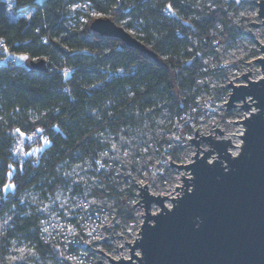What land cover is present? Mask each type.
Returning a JSON list of instances; mask_svg holds the SVG:
<instances>
[{
	"label": "trees",
	"instance_id": "obj_1",
	"mask_svg": "<svg viewBox=\"0 0 264 264\" xmlns=\"http://www.w3.org/2000/svg\"><path fill=\"white\" fill-rule=\"evenodd\" d=\"M9 1L17 18L0 0V53L46 60L47 70L0 65V254L28 247L44 259L51 250L41 237L43 223L59 199L86 197L78 171L108 149L102 135H117L164 100L182 106L175 97L196 77L190 38H206L228 18L222 8L204 16L202 0ZM30 10V19L21 16ZM91 14L109 16L162 63L93 33ZM34 136L48 146L34 154L35 165L22 166L19 138L26 153ZM8 182L14 188L5 193Z\"/></svg>",
	"mask_w": 264,
	"mask_h": 264
},
{
	"label": "rangeland",
	"instance_id": "obj_2",
	"mask_svg": "<svg viewBox=\"0 0 264 264\" xmlns=\"http://www.w3.org/2000/svg\"><path fill=\"white\" fill-rule=\"evenodd\" d=\"M259 2L223 0L218 3L226 17L235 18L232 21L235 26L218 28L215 23L206 38H190V53L196 60V77L192 87L185 88L181 97H175L182 106H172V101L164 100L150 115L122 127L117 135L103 134L102 140L108 149L99 154L96 165H87L78 171L86 183V197L71 201L59 199L58 211L43 223L41 237L51 253L41 259L35 248L24 247L10 254L6 264H110L107 256L114 260H120L121 256L130 258L131 248L125 242L134 246L136 239L141 238V225L145 220L142 214L146 216L145 208L141 207L144 202L137 204L143 200L138 188L144 189L147 184L150 195L161 197H167L172 189L175 195L171 199H177L181 192H177L176 187L184 186L183 176L187 179L193 176L185 169L171 167L170 161L178 166L192 164L198 147L204 152H216L206 141L202 142V136L216 135V141L231 139L234 145L239 141L235 134L243 125L232 122L244 120L243 103H235L237 106L230 110L225 104L231 97L232 90L228 87L231 81L236 86L245 85L241 76L249 71L250 80L263 77L260 64L254 61L262 57L258 44L239 36L237 31L240 28L249 32L254 27L252 23H256ZM8 5L9 17L14 20L17 18L14 5L9 0ZM32 15L33 10L21 14L27 19ZM90 16L94 20L101 18L94 14ZM88 21L83 19L85 24ZM257 34L258 41L264 44V29ZM21 56L27 57L23 53L5 50L0 53V65L12 62L29 68L28 57L21 60ZM119 73L123 74L122 71ZM216 128L223 134L219 135ZM196 131L199 135L196 140L200 139L198 147L189 141L195 138ZM19 140L21 159L48 146L45 141L38 146L29 145L27 149L30 151L25 153V138ZM201 150H198L200 157L204 155ZM217 156L214 153L208 161L213 162ZM13 188L8 182L4 192ZM165 206L172 209L173 203L166 201ZM160 212L159 206H151L152 215ZM135 254L142 256L139 250Z\"/></svg>",
	"mask_w": 264,
	"mask_h": 264
},
{
	"label": "water",
	"instance_id": "obj_3",
	"mask_svg": "<svg viewBox=\"0 0 264 264\" xmlns=\"http://www.w3.org/2000/svg\"><path fill=\"white\" fill-rule=\"evenodd\" d=\"M257 4L264 24V0ZM90 30L100 37L122 41L128 48L162 63L146 45L108 17L94 20ZM243 34L253 39V35ZM255 42L262 57L254 61L260 64L263 77L250 80L249 71L241 76L245 85L236 86L231 81L228 86L231 97L225 104L227 110L237 106L235 103H243L241 109L246 113L251 111L252 104L258 110L240 123L232 122L245 129L239 136L243 141L241 153L230 156L228 149L234 148V144L230 139L216 141V135L200 137L216 151L204 152L198 147L200 139L196 140L199 137L196 131L195 138L189 141L204 155L200 157L197 150L195 162L185 166L170 161L171 167L185 169L193 178L183 176L184 186L176 187V191H182L177 199L150 195L147 184L144 189L138 188L143 200L137 204L144 202L141 207L146 212V216L142 214L145 220L141 238L136 239L134 246L125 242L131 248L129 259L114 260L107 256L110 264H264V44ZM30 68L46 71L47 62L32 60ZM215 131L223 134L217 128ZM213 153L218 158L209 162ZM169 200L172 209L165 206ZM153 204L161 208L160 213H150ZM138 250L141 257L135 254Z\"/></svg>",
	"mask_w": 264,
	"mask_h": 264
},
{
	"label": "built area",
	"instance_id": "obj_4",
	"mask_svg": "<svg viewBox=\"0 0 264 264\" xmlns=\"http://www.w3.org/2000/svg\"><path fill=\"white\" fill-rule=\"evenodd\" d=\"M222 2L223 0H202V2H204V4L206 5L205 7V10L208 11L209 13H213L215 11H217L219 9V6H218V3L219 2ZM165 13L168 14L169 13V10L168 8L165 9ZM228 18V21L226 24H223V23H220V22H217L216 23V26L218 28H223L224 27H232V26H235L233 25V20H235V18H232L230 16L227 17ZM256 24H259L258 28H255L253 27L249 32L244 30V29H239L237 28V31H238V35L241 36V37H246L247 39L251 40V41H258V34L257 32L264 29V24H263V19H261L258 15L257 19H256ZM240 31L242 33H240ZM244 32H246L247 34H251L253 35V39L251 38H248L246 36V34H243ZM259 44H263V43H260ZM0 48L3 49L4 46L3 45H0ZM255 109L254 107L251 108V111L246 113V115H244V119L245 117L249 118L251 116V113H257L258 110L255 109L254 112H252V110ZM242 134H244V127H242ZM242 136V135H241ZM42 139V137H33V141L31 142L32 145H37L40 143V140ZM240 147L237 148L236 145H234V148H229L228 149V152L230 153V156L232 157H237L240 153H241V150H242V146H243V143L240 141ZM218 158V157H217ZM214 161V160H213ZM37 163V160H36V156L34 154H30V155H27L26 157H24L21 161V165L22 166H29L30 164H36ZM10 255H7V256H3L0 254V264H6L7 263V259Z\"/></svg>",
	"mask_w": 264,
	"mask_h": 264
},
{
	"label": "bare ground",
	"instance_id": "obj_5",
	"mask_svg": "<svg viewBox=\"0 0 264 264\" xmlns=\"http://www.w3.org/2000/svg\"><path fill=\"white\" fill-rule=\"evenodd\" d=\"M261 53V52H260ZM262 77L260 76L257 80H259V79H261ZM252 107H254L253 106V104H252ZM248 118V117H247ZM242 130H240L237 134H235V137H237L238 138V142H236L235 143V145H236V147L237 148H239L240 147V139H241V137H239V136H241L242 135ZM231 140V139H230ZM232 141V140H231ZM233 143V142H232ZM214 154V153H213ZM211 158H212V156H211ZM215 160V159H214ZM172 191V192H171ZM169 193H167V196L169 197V198H172L174 195H175V193H174V191L172 190V189H170L169 191H168ZM177 192H181V194H182V191H178L177 190ZM169 208V207H168ZM151 210V209H150ZM127 258V256H121V257H119V259H126ZM127 259H129V258H127Z\"/></svg>",
	"mask_w": 264,
	"mask_h": 264
},
{
	"label": "snow or ice",
	"instance_id": "obj_6",
	"mask_svg": "<svg viewBox=\"0 0 264 264\" xmlns=\"http://www.w3.org/2000/svg\"><path fill=\"white\" fill-rule=\"evenodd\" d=\"M19 59H21V60H26L27 57L21 56V57H19ZM17 131H19V130H17ZM21 135H23V133H21ZM46 143H47V141H46Z\"/></svg>",
	"mask_w": 264,
	"mask_h": 264
}]
</instances>
